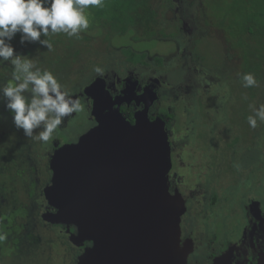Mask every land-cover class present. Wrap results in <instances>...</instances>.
Returning a JSON list of instances; mask_svg holds the SVG:
<instances>
[{
  "label": "rangeland",
  "instance_id": "374dc122",
  "mask_svg": "<svg viewBox=\"0 0 264 264\" xmlns=\"http://www.w3.org/2000/svg\"><path fill=\"white\" fill-rule=\"evenodd\" d=\"M175 2L176 5L173 9H175L176 15L181 14L186 25L191 27L192 30L190 29V31H192V34L188 35V37L184 36V40H181L178 44L171 39L165 38L141 39L135 42L131 39V31L126 34H112L110 39L106 41V44L109 43L111 48L113 47L117 50L121 47H128L138 52H144L150 64L146 66L140 65L141 67L127 66V70L122 74L120 73L119 80L116 81L115 87L112 90L109 89V85L115 81L111 74L112 70L109 69V71H106L105 73L107 74L105 76H97L95 72L96 69H101L98 66H95V69L89 70L84 75V78H81L80 81L75 82V84L69 82L60 83L70 95H73L80 101L81 110L67 117L53 133V139L48 142H43L38 138L39 132L42 129L34 130L33 137H28V140L32 142L30 147L37 155L35 153L31 154L32 161H30V163L35 165L36 172L34 176H36V179L37 177L42 178L40 169L46 166V161L54 150L66 143L76 142L81 134L96 124L93 123L94 118L91 113L94 103V96L92 93L95 94L96 89H88L87 93L84 92L85 88L87 89L91 84L95 83V80L99 78L104 80V88L102 90L103 99L108 97L109 94L111 97V99L109 97V101H113L115 98L120 101L121 98L119 96H121L122 100L120 104L125 103V101H130L129 103L132 102L130 100L132 97L129 96V90H126L127 93L124 91L118 98L117 95H115L127 84V80L123 78L131 76L132 79H138L143 85L150 83L151 88H154L155 85V87H158V96L155 93L148 96V100L151 98L149 112L155 113L158 111L159 107L163 105L167 109V112H169V116H166V120L169 121L172 127L174 126L177 128L178 133L182 136L179 142L176 140V159L178 161L180 160V163L182 161L186 162L187 165L192 163L190 158L186 159V155L183 160L179 158L182 153L185 154V150H188V148L199 150V153L196 155L197 158L195 157L194 159V163L195 168H198V173H200V167L204 161L202 157L205 156L203 152L207 153V150L202 141L197 142V140L201 139L199 137L200 132L197 131L199 129L203 132L207 131V133L210 134V141H215L213 145L215 147L219 146L220 148L226 145L228 148V143L232 145L231 149H227L228 154L231 155L232 161H230L228 156H223L222 166L216 165L218 163H214L215 165H211V167H214L212 170H207L205 167L206 175L205 177H201L203 181H209L211 184L210 194L213 193L214 190L218 192L220 188L219 197L222 203L212 206L213 210L210 212L209 218V210L205 218L202 215H196L197 212L192 211L191 202L187 203V205L189 204L188 207L190 210L184 207V213L182 212L183 214L180 215L181 218L178 224L180 232L188 236L193 235L199 237V239L195 238L194 241L199 248L197 250V256H201L202 258L203 255L209 254L210 248L214 247L215 241L218 240L220 245L227 243L228 237L233 233L232 230H235L236 225L239 223L238 220L241 217L239 216L240 213L243 214L241 204L243 202L242 197L245 194L244 192L247 190L246 186L251 188L249 189L248 195V197H251L255 192L254 190H256L253 186L254 182L257 181L255 173L257 169L259 170L260 168L259 179L257 181L259 194L262 190V183H264V122L259 121L257 118V127H249L248 130L245 131V126L242 129L241 126L230 121L227 114L229 111L226 110L228 106L226 104L222 105L220 82L213 80L211 82L213 83L212 85L208 83V87L202 88L206 82L204 78L196 73L195 68L198 69L200 64L199 62H192L191 59H189L190 51L194 48L195 43L193 41L195 37L198 36V41L201 42L200 44L205 50L212 51L211 47L217 46L222 54V44H225L222 26H224V24L225 26H235L234 22H230V20H236L239 24L248 25V14L251 16L254 12H260V15L257 17L259 25L247 26V31H245V33L242 31L241 37L249 35L248 31H253L255 33L254 45L264 53V0H258V2H260L257 3L259 7L253 6L252 3H248L247 1L243 4L241 0L236 5H233L234 1L232 0H181L180 3L175 0ZM247 10L253 13L247 12ZM87 14L89 16V24L92 22L97 23L96 17L90 13ZM169 16V14L166 15V17ZM89 30L92 29L81 31L79 35L85 34L86 36L95 37L101 34L99 29ZM203 35H206V37H203ZM17 42L16 40L11 43L15 52L23 55L22 58L31 60L24 52V50H28V47L23 44L17 46ZM178 46L182 48L177 50ZM158 55H160L164 61L161 66L153 62L154 56ZM115 56L116 55H113V57ZM111 59L115 60L112 56ZM117 63L120 65L124 64L120 60ZM0 70L5 72L1 67ZM6 75L11 76L12 74L7 71ZM3 86L4 84H2V87ZM220 92L221 95L217 96ZM133 95L134 92H132V96ZM196 97L200 98V100L196 101L195 105ZM87 102H89V104ZM166 105H168L169 108H167ZM260 105L261 104L256 103L254 107L259 108ZM113 106L112 104V108H114ZM104 111H107V109H104ZM250 115H254L252 109H250ZM6 120L3 122V125L8 128L9 133L12 134L16 132L17 128L14 130L15 125L13 122H10V118ZM3 125L2 128L0 125V135L2 132L7 131L6 127L4 128ZM196 133H198V136H196ZM236 137H238V139L234 142L233 139ZM248 144V147H241L242 145ZM43 145L45 148L40 147ZM50 146H52V148H50ZM39 147L40 149L38 151L37 149ZM4 160L5 155L0 153V173L4 170L3 164L6 162ZM230 163L233 164V167H230ZM48 170L50 171V168H48ZM171 171H176V167L172 166ZM177 177L181 182L188 183L189 180L190 183H194L195 188L198 189H196V193L202 194L199 202H201V200L205 202L204 199L209 196V191L206 190L203 195L202 188L194 181L195 177H187L186 174L181 173ZM190 178H192V180ZM3 180L5 182V179ZM41 181H37L35 186L37 189L33 194L35 197H33L34 204H36L35 212H33L31 216L29 225L25 226L26 228H23L21 231L23 235L31 231L33 234L32 237H38V241L32 245L28 242V236H22L21 244L20 240L14 241L10 239V235L6 233V229L0 226V239L7 234L6 243L0 244V264H76L77 256L83 253V247L90 245L89 241H85L80 245V248H78L80 236L78 235V229L74 225L65 226L64 224H44L41 222L43 220L41 214L46 212L47 207L50 212H55V209L44 202L42 196L38 194L40 188L43 187ZM10 184L15 185L13 182H10ZM238 184H242L243 186H239L240 188L237 189L236 185ZM22 189L23 190H19V197H21L22 200H27L25 189L23 187ZM168 191L170 192V189H168ZM182 191L187 194L186 184L183 185ZM7 194H9V192H5V194L0 192V208H3L2 205H5L7 202ZM234 197L235 199L240 198V200L234 204L229 203V199L231 198L233 200ZM37 199L40 202H36ZM32 201L33 200H31V203H33ZM199 207L204 208L201 204H199ZM29 218L28 216L27 219ZM49 228H52L51 238L49 237L50 234L47 235ZM191 231L193 233L189 234ZM13 236L20 239L19 233H14ZM73 239L75 243L72 242ZM66 240L71 241L69 243L70 245L67 244ZM230 241L232 244H237L234 239H230ZM186 242L188 243L186 247L187 250L184 247ZM179 245L180 256L182 255L183 257L185 251V261L187 258V261L189 260L190 262L193 256L192 253L188 254V252L191 251L189 248V240L187 238L183 240L180 236ZM75 248L78 252H75ZM226 249H228L227 246H225L224 250ZM199 253H201V255H199Z\"/></svg>",
  "mask_w": 264,
  "mask_h": 264
},
{
  "label": "water",
  "instance_id": "95a60500",
  "mask_svg": "<svg viewBox=\"0 0 264 264\" xmlns=\"http://www.w3.org/2000/svg\"><path fill=\"white\" fill-rule=\"evenodd\" d=\"M103 88L99 78L84 90L96 89L91 112L96 124L50 156L43 196L55 212L46 210L41 218L74 225L78 246L90 242L76 264H183L178 224L184 204L168 191L164 121L147 117L150 98L130 124L118 99L109 101V94L103 99Z\"/></svg>",
  "mask_w": 264,
  "mask_h": 264
},
{
  "label": "trees",
  "instance_id": "16d2710c",
  "mask_svg": "<svg viewBox=\"0 0 264 264\" xmlns=\"http://www.w3.org/2000/svg\"><path fill=\"white\" fill-rule=\"evenodd\" d=\"M180 1L177 0L178 3ZM232 1H234L233 5H236L240 0ZM246 1L252 3L253 6H258L257 3H260L258 0H241L243 4ZM175 3V0H104L103 7L90 6L85 10L86 14L90 13L97 18V23L92 22L89 24L88 29H99L101 31L100 35L93 37L83 34L69 37L65 33H50L47 37L42 36L41 39H46L52 43L53 47L51 50H48L46 46L41 45L38 41L21 43L19 33L13 37L10 43L17 40V46L23 44L28 47L27 52L25 50L24 52L31 58L35 66L42 71H51L59 83L69 82L75 84V82L84 78V75L89 70L95 69V66L101 68L96 69L97 76H105L107 74L105 72L111 69L113 79L117 81L120 73L122 74L127 70V66H146L150 64V61L144 52H138L128 47H121L116 50L113 47L111 48L109 43L106 44V41L110 39L112 34H126L131 31V39L135 42L141 39L165 38L171 39L178 44L181 40H184V36L188 37V35H191L192 31H190L191 27L186 25L181 14L176 15L175 9H173L176 5ZM247 12L251 11L247 10ZM167 14L170 16L166 17ZM248 15V25L239 24L236 20H230V22H234L235 26H225V24L222 26L225 43L222 44V54L217 46H212V51L205 50L200 44L201 42L198 41L197 36L193 41L195 45L190 51L189 58L192 62H199L200 64V67L198 69L195 68V71L205 79L206 83H204L203 89L209 86L208 83L212 85L213 83L211 82L213 80L220 82L222 105L226 104L228 106V108L226 107V110L229 111L227 112L228 119L241 126L242 129L245 126V131L250 127L248 124L250 109H252L250 105L256 106V103L264 104V53L254 45L255 33L253 31H248L249 35L241 37V32L245 33L248 29L247 26L259 25L257 17L260 12H254L251 16L250 14ZM203 37H206V35H203ZM181 48L178 46L177 50ZM110 55L115 60H112ZM113 55L116 56L113 57ZM153 59V62L157 65L161 66L164 63L160 55L154 56ZM119 60L124 64L120 65L117 63ZM0 67L5 70V72L0 70V87H2V84L5 86L9 82L14 83L12 79L14 69L11 63L5 61L0 63ZM7 71L12 75L7 76ZM245 73H252L255 76L257 86H243L241 77ZM219 95H221V92L217 94V96ZM198 100L200 98L196 97V101ZM5 103V100L0 97L1 128L3 122L8 118H10V122H13L11 113L6 109ZM87 103L89 104V102ZM161 112L163 115L169 116L167 109L162 108ZM130 118L132 119L131 115ZM161 119L164 121L167 140H169V134L173 132L174 128L163 116H161ZM3 127L5 128L6 126L3 125ZM14 128L16 130V127ZM6 129L7 131L2 132L0 135V153L5 155L4 161H6L3 164L4 170L2 169L3 171L0 173V180H2L0 181V192L4 194L9 192V194L6 196V204L2 205L3 208H0V226L6 229L10 239L14 241L20 240L22 244V236H28L29 244L34 245L38 241V237H32L31 231L24 235L21 231L26 228L25 226L29 225L31 216L35 212L36 204H34L33 194L37 189L35 187L37 181L39 180L40 182L42 179L43 187L50 182L51 170H48L50 156L46 161V166L40 169L42 178L37 177L36 179V176H34L36 172L35 165L30 163L32 161L31 154L35 153L37 155L30 147L32 142L23 135L22 129H17L12 134L9 133L7 127ZM237 139L238 137L234 138V142ZM228 145L226 149H231L232 145L229 143ZM40 147L45 148L44 145ZM40 147L37 149L38 151ZM214 147H212V150ZM241 147L244 146L242 145ZM216 150L220 151L219 146L216 147ZM171 167L170 154V168L167 173L168 189H170ZM3 179H5V182ZM10 182L15 185H11ZM22 187L25 189L27 200H22L19 197L18 193L19 190H23ZM43 187L40 188L38 194L44 199ZM177 194L181 197L179 193ZM31 200H33V203H31ZM38 201L37 199L36 202ZM44 202H46L45 199ZM184 202L183 200V204ZM28 216L30 217L29 219H27ZM41 222L51 224L44 220ZM51 229L49 228L47 231V235L50 234V238ZM14 233H19L20 239L15 238L13 236ZM6 235L0 239V244L6 243ZM66 242L70 245L71 241L66 240ZM75 252H78L77 249Z\"/></svg>",
  "mask_w": 264,
  "mask_h": 264
},
{
  "label": "clouds",
  "instance_id": "9594fccd",
  "mask_svg": "<svg viewBox=\"0 0 264 264\" xmlns=\"http://www.w3.org/2000/svg\"><path fill=\"white\" fill-rule=\"evenodd\" d=\"M104 0H0V63L8 61L14 69L9 83L0 87V97L11 113L17 129L26 137L39 132V140L48 142L63 121L81 110V103L58 82L51 71L41 70L23 55L16 53L10 41L19 33L20 42H39L51 50L53 45L46 39L50 33L78 36L89 27L86 9L103 7ZM244 87L257 86L252 73L241 77ZM254 115L248 124L257 127V118L264 122V104L251 106Z\"/></svg>",
  "mask_w": 264,
  "mask_h": 264
},
{
  "label": "flooded vegetation",
  "instance_id": "af4514ba",
  "mask_svg": "<svg viewBox=\"0 0 264 264\" xmlns=\"http://www.w3.org/2000/svg\"><path fill=\"white\" fill-rule=\"evenodd\" d=\"M124 80H127V84L124 86L122 90H120L117 94V98L119 95L127 93L126 90H129V96L132 97L130 101H125V103H121L118 106L119 112L121 115L130 123L133 124L135 121V114L144 108V105L146 102H148V96L150 94H156L158 87L151 88L150 83H146V85L141 84V82L136 78H131V76L123 78ZM114 83V84H113ZM111 85H109V89H113L115 87L116 81H113ZM149 86V87H148ZM121 92V93H120ZM132 92H134V95L132 96ZM114 95V96H115ZM155 95V96H156ZM122 100V97L119 96ZM163 98V97H162ZM120 100V102H121ZM140 104V105H139ZM114 108L116 107V104H113ZM195 105H196V99H195ZM167 108L168 105H166ZM122 108V109H121ZM161 108H165V106H160L158 111L155 113L149 112V107L147 111V117L149 120H153L155 117L163 116L166 119V116L162 114ZM121 109V110H120ZM207 109V108H206ZM169 113V112H168ZM222 114V113H221ZM130 115L132 119L130 118ZM206 116V115H205ZM209 119L208 117H205ZM95 124V121L93 122ZM165 126V125H164ZM172 126V125H171ZM174 130L172 133L169 134V142H170V151H171V163L173 167H176V171H171V179H170V193L174 194L179 193L181 195L182 200H184V207H187L188 210L189 207L187 203H192V211L197 212L196 215H202L204 218L207 217V213L209 210L208 218L210 215V212L213 210L212 206L215 204H221L222 200H220L219 193L220 188L218 189V192L216 190L213 191V193L210 194L211 190V184L209 181H203L201 177H205L207 169H214V167H211V165H215L214 163H218L216 165L222 166V157L228 156L230 158V161H232L231 155L227 152L226 145L224 147H220V151L216 150V147L212 150V147L215 143V141H210V134L207 133V131H201L200 129L197 130L199 133V137L201 139L197 140L202 141L203 145H205V148L207 150V153L203 152V155L205 154L203 158V164L200 167V173L198 168H195L194 159L196 155L199 153V150H194L191 148H188V150H185V154L182 153V155L179 157L182 160L185 159H191L192 163L190 165H187L186 162H181L176 159L177 156V144L176 140L179 142L180 138L182 137L178 133V129L173 126ZM198 133H196V136ZM67 144V143H66ZM198 144V143H197ZM244 147H248V145H243ZM209 148V149H208ZM197 158V157H196ZM207 165V166H206ZM206 167V169H205ZM230 167H233V164L230 163ZM251 168V167H250ZM261 169V168H260ZM260 169H257L256 174V180L259 179V172ZM181 174H186L187 177L193 176L195 177L194 181L199 185L200 188H202L203 195L205 191H209V196L204 199L205 202H199L201 199L202 194L196 193L195 184L190 183L188 180V183L181 182L177 176ZM192 180V178H190ZM257 181L254 182V194L251 195V197H248L249 195V189L250 187L246 186L247 190L244 192V196L242 197L243 202L241 204V209L243 210V214L240 213L239 216L240 219L238 220V224L236 225V229L232 230L233 233L230 237H228L227 243L220 245L219 241H215L214 247L210 248L209 254H206L205 256L201 258V256H197V250L199 249L197 244H195V238L196 236H188L185 234H182L180 232L181 238L185 240L187 238L189 240V248L191 251L188 252V254L192 253L191 261L189 260L184 261V264H258L259 261H261L264 258V183H262V190L259 194V186L257 184ZM187 186V194H185L182 191L183 185ZM245 185V184H244ZM242 184L236 185L237 189H239ZM251 186V187H253ZM198 190V189H197ZM222 191V190H221ZM198 194V195H197ZM239 199L232 200L229 199V203L234 204L235 202L239 201ZM193 201V202H192ZM199 204H201L202 207L200 208ZM205 209V210H204ZM47 210L48 207H47ZM184 213V212H183ZM182 213V214H183ZM181 214V215H182ZM219 214V213H218ZM181 218V216H180ZM195 228V227H194ZM196 229V228H195ZM193 232L191 231L192 234ZM227 236V234H226ZM230 239H234L237 244H232ZM223 241V240H222ZM85 242V241H84ZM87 243V242H86ZM188 243L186 242L184 244L185 249L187 250ZM225 246H227L228 249L224 250ZM224 250V251H223ZM197 253V254H196ZM187 254V255H188ZM201 255V253H199ZM228 261V262H227Z\"/></svg>",
  "mask_w": 264,
  "mask_h": 264
}]
</instances>
